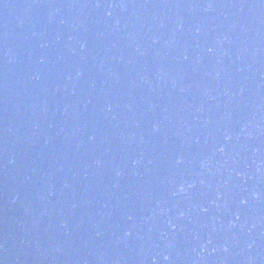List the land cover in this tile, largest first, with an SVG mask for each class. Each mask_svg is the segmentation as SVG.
<instances>
[{"label": "water", "instance_id": "1", "mask_svg": "<svg viewBox=\"0 0 264 264\" xmlns=\"http://www.w3.org/2000/svg\"><path fill=\"white\" fill-rule=\"evenodd\" d=\"M0 264H264V0H0Z\"/></svg>", "mask_w": 264, "mask_h": 264}]
</instances>
